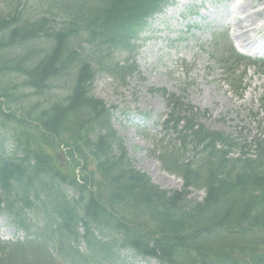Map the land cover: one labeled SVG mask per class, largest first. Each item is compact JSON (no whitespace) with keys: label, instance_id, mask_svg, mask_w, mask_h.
Wrapping results in <instances>:
<instances>
[{"label":"trees","instance_id":"16d2710c","mask_svg":"<svg viewBox=\"0 0 264 264\" xmlns=\"http://www.w3.org/2000/svg\"><path fill=\"white\" fill-rule=\"evenodd\" d=\"M173 1L37 0L35 10L0 0V215L26 235L0 241V264H59L51 246L62 264H129L123 252L158 264H264V138L255 158H231L235 139L157 90L170 111L164 125L194 159L161 151L163 168L183 179L170 193L134 166L110 109L91 94L99 75L125 83L138 72V35ZM43 41L50 48H38ZM214 41L225 74L248 63ZM188 188L204 199L187 200Z\"/></svg>","mask_w":264,"mask_h":264},{"label":"rangeland","instance_id":"374dc122","mask_svg":"<svg viewBox=\"0 0 264 264\" xmlns=\"http://www.w3.org/2000/svg\"><path fill=\"white\" fill-rule=\"evenodd\" d=\"M30 5L35 10L41 8L37 0H30ZM55 9L62 11L59 4ZM2 12L4 6L0 4ZM244 32L253 48L258 47L255 41L260 37L264 41V0H177L149 22L137 41L134 58L138 74L127 78L125 84L107 75L95 78L91 94L110 109L113 129L134 166L170 193L181 192L183 180L163 168L158 159L161 151L173 149L179 162L190 166L194 159L191 146L181 149L176 133L163 128L169 108L157 90L180 97L198 114V124L206 129L247 145L243 150L234 149L232 158L256 155L254 142L264 137V61L249 58L230 76L212 49L214 37L218 36L225 40L218 50L233 43L244 53L258 51L240 48L244 45L239 36ZM37 46L50 48L44 41ZM115 59L122 62L124 55ZM63 91L55 88L52 93L60 97ZM65 153L62 146L54 152L61 166L66 163ZM186 197L201 202L205 191L190 188ZM23 237L22 230L0 215V240L15 242ZM80 249L84 250L83 244ZM48 252L59 264L63 263L52 246ZM122 255L129 264H158L154 260H134L127 252Z\"/></svg>","mask_w":264,"mask_h":264},{"label":"bare ground","instance_id":"6f19581e","mask_svg":"<svg viewBox=\"0 0 264 264\" xmlns=\"http://www.w3.org/2000/svg\"><path fill=\"white\" fill-rule=\"evenodd\" d=\"M245 34H247V33H245L244 32V34L243 35H240L239 36V38H240V40H241V43L244 45V47H251L252 48V46H250L251 44H250V42L248 41V39H246L245 37ZM262 39V40H261ZM255 43L257 44V45H263L264 46V41H263V38H261L260 37V39L259 40H257V41H255ZM254 43V44H255ZM263 46H261V47H263Z\"/></svg>","mask_w":264,"mask_h":264}]
</instances>
